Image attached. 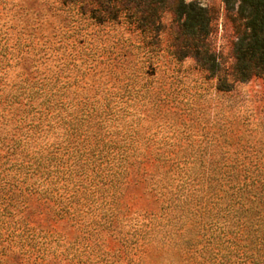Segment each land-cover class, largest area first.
Masks as SVG:
<instances>
[{
  "label": "rangeland",
  "instance_id": "obj_1",
  "mask_svg": "<svg viewBox=\"0 0 264 264\" xmlns=\"http://www.w3.org/2000/svg\"><path fill=\"white\" fill-rule=\"evenodd\" d=\"M106 1L0 0V264H264V78L232 77L241 21L188 0L211 72L172 0L140 25L113 8L139 1Z\"/></svg>",
  "mask_w": 264,
  "mask_h": 264
},
{
  "label": "trees",
  "instance_id": "obj_2",
  "mask_svg": "<svg viewBox=\"0 0 264 264\" xmlns=\"http://www.w3.org/2000/svg\"><path fill=\"white\" fill-rule=\"evenodd\" d=\"M136 1L143 4L141 9L137 4L133 8L117 7L114 4V11L116 14L123 13L129 21L134 20L139 25L145 20L150 22L159 20L158 9L163 0ZM106 2L110 4L116 0ZM222 2L227 10L234 11L241 21V27L236 30V38L232 45L234 57L232 77L236 80H246L251 76L264 78V0H222ZM171 9L180 20L183 35L190 42L187 44L190 52L199 62L205 64L207 70L215 72V59L204 42L210 31V16L207 9L197 1L188 0H172ZM203 249L204 247L200 250L199 256Z\"/></svg>",
  "mask_w": 264,
  "mask_h": 264
}]
</instances>
